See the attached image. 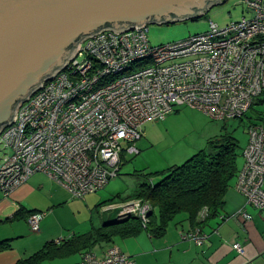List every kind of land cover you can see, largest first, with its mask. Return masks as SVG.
I'll return each mask as SVG.
<instances>
[{"label":"built area","instance_id":"built-area-1","mask_svg":"<svg viewBox=\"0 0 264 264\" xmlns=\"http://www.w3.org/2000/svg\"><path fill=\"white\" fill-rule=\"evenodd\" d=\"M241 1L250 19L224 28L211 22L206 33L179 42L152 46L149 26H142L120 34L102 30L79 43L73 60L21 102L14 121L0 130L4 198L43 174L84 199L119 176L123 159L139 153L148 122L164 121L181 107L214 121L236 120L263 105L264 0ZM247 134L235 188L249 206L263 211L264 123L251 124ZM122 205L119 221L137 218L148 225L150 204ZM43 217H28L31 232H39ZM182 238L201 244L205 237L197 230ZM233 248L243 253L239 243ZM79 264L134 263L111 248L101 258L86 252Z\"/></svg>","mask_w":264,"mask_h":264},{"label":"crops","instance_id":"crops-1","mask_svg":"<svg viewBox=\"0 0 264 264\" xmlns=\"http://www.w3.org/2000/svg\"><path fill=\"white\" fill-rule=\"evenodd\" d=\"M129 158L133 157L125 159ZM243 165L244 160L238 159V173ZM237 176L226 191L218 216L201 227H193L187 215L181 214L169 225L162 238H153L142 231L134 237L117 236L108 243L69 249L66 245L75 237L123 222L118 220V207L130 196H118L97 204L93 199L85 200L83 206L89 210L94 207L103 220L98 226L91 218L90 225L81 228L63 218L68 201L75 198L47 176L36 174L9 198L0 195V242L9 241L10 245L8 250L0 253V264H16L28 259L48 243H54L62 251L56 258L42 264H79L84 253L93 252L101 258L111 248H117L134 264H264V210L249 206L245 197L237 192ZM19 210H22L21 217L14 219ZM32 212L44 214L37 233L30 231L27 222ZM242 214L248 215L250 220H244ZM106 215L108 219H104ZM204 216L201 214L200 220ZM197 230L205 237L201 244L182 238ZM237 243L243 249L242 254L233 248Z\"/></svg>","mask_w":264,"mask_h":264},{"label":"water","instance_id":"water-1","mask_svg":"<svg viewBox=\"0 0 264 264\" xmlns=\"http://www.w3.org/2000/svg\"><path fill=\"white\" fill-rule=\"evenodd\" d=\"M225 0H0V130L102 30L202 17Z\"/></svg>","mask_w":264,"mask_h":264},{"label":"rangeland","instance_id":"rangeland-1","mask_svg":"<svg viewBox=\"0 0 264 264\" xmlns=\"http://www.w3.org/2000/svg\"><path fill=\"white\" fill-rule=\"evenodd\" d=\"M244 18L250 19L251 14L241 0H225L195 20L149 25L148 39L152 46L179 42L206 33L211 22L224 28L232 23H239ZM78 61H82V58H78ZM261 113L264 114V104L254 107L242 119L214 121L200 111L181 107L165 121L148 122L144 127L143 138L137 143L139 153L133 158L125 159L119 176L111 180L103 190L87 195L84 199H70L63 218L81 228L85 224L90 225L91 218L101 226L103 217L94 207L92 210L85 208V200L93 199L97 204L118 196H131L144 183L145 176L182 165L199 151L205 150L208 142L221 134L233 136L243 151L248 143V127L258 122L257 116H261ZM240 159L243 160V157ZM153 181L157 182L158 179L154 178ZM121 208L124 206L120 205L118 210ZM108 218L107 215L104 217Z\"/></svg>","mask_w":264,"mask_h":264},{"label":"trees","instance_id":"trees-1","mask_svg":"<svg viewBox=\"0 0 264 264\" xmlns=\"http://www.w3.org/2000/svg\"><path fill=\"white\" fill-rule=\"evenodd\" d=\"M261 116H257V121L264 123ZM242 152L233 136L221 134L210 140L205 150L199 151L182 165L145 176L144 183L124 200H139L151 205L152 213L146 227L139 219L129 218L75 237L66 247H92L94 244L108 243L117 236L134 237L142 231L153 238H162L169 225L181 214L187 215L193 227H201L220 213L226 191L239 171L238 159ZM154 178L158 181L154 182ZM34 213H29L28 217ZM21 214L22 210H19L13 218H19ZM201 214L205 215L203 220H200ZM9 248V241L0 242V253ZM61 251L62 248H56L54 243H48L32 257L16 264H42L59 256Z\"/></svg>","mask_w":264,"mask_h":264}]
</instances>
